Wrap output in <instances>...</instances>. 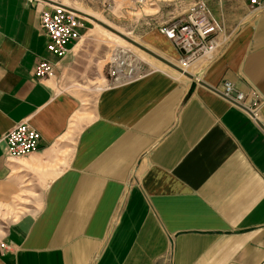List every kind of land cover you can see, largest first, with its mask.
Returning a JSON list of instances; mask_svg holds the SVG:
<instances>
[{"label":"crops","instance_id":"0c3cea01","mask_svg":"<svg viewBox=\"0 0 264 264\" xmlns=\"http://www.w3.org/2000/svg\"><path fill=\"white\" fill-rule=\"evenodd\" d=\"M49 1L0 0V264L264 263V10L194 0L183 10L204 2L227 37L214 56L191 77L155 67L107 87L119 43L85 20L57 61L40 26ZM146 42L177 63L158 29ZM40 59L52 76L35 78ZM225 81L258 93L259 121L222 96ZM25 120L38 151L7 158L2 135Z\"/></svg>","mask_w":264,"mask_h":264},{"label":"built area","instance_id":"2783aa9c","mask_svg":"<svg viewBox=\"0 0 264 264\" xmlns=\"http://www.w3.org/2000/svg\"><path fill=\"white\" fill-rule=\"evenodd\" d=\"M252 13L264 10V0H249ZM40 11V26L46 35V50L57 61L66 56L70 43L80 38V29L85 17L70 6L49 4ZM219 24L212 19L204 2L196 3L194 8L184 14L172 16L159 28L174 45L178 52L177 66L188 72L196 60L211 59L219 47L227 41L226 36H218ZM106 62L107 87L124 85L137 80L155 67H145L140 57L129 47L115 44L110 50ZM46 59H40L34 70L35 78L52 76L53 65ZM222 96L231 105L238 106L254 120L259 121V110L263 100L255 90L242 92L228 81L224 82ZM4 151L7 158H20L38 151L41 135L27 121H22L2 135ZM264 264V263H261Z\"/></svg>","mask_w":264,"mask_h":264},{"label":"rangeland","instance_id":"374dc122","mask_svg":"<svg viewBox=\"0 0 264 264\" xmlns=\"http://www.w3.org/2000/svg\"><path fill=\"white\" fill-rule=\"evenodd\" d=\"M64 4L69 5L73 9H77L80 14L85 17L88 25L102 26L109 31V36L113 37V41L125 46H129L140 57L141 64L145 67H163L168 69L159 59L148 54L143 49L141 50L131 42L119 40L116 35L128 36L135 42L147 47L155 54L162 56L159 51L153 50L147 45V33L151 30H159L163 22H166L174 15L184 14L186 11L182 7L186 4L194 2V0H172L170 14L166 16L167 11L164 10L163 14L156 7L159 5V0H60ZM250 2L247 0L248 12L253 14L250 9ZM189 7V6H187ZM169 9V7H168ZM167 9V10H168ZM106 66L104 68V72ZM98 86L93 84L92 87ZM36 203H30L28 200L20 202V210L27 213V211L35 212L40 206L42 194H34Z\"/></svg>","mask_w":264,"mask_h":264},{"label":"water","instance_id":"95a60500","mask_svg":"<svg viewBox=\"0 0 264 264\" xmlns=\"http://www.w3.org/2000/svg\"><path fill=\"white\" fill-rule=\"evenodd\" d=\"M53 4H58V5H63L60 2L51 0L49 1ZM75 10V9H73ZM76 11V10H75ZM78 14H80L78 11H76ZM82 14V13H81ZM125 41L131 42L132 44L136 45L138 48H140L141 50L143 49L144 51H146L148 54H150L151 56L155 57L157 60L159 59L160 61H162L164 64H166L167 66H169L171 69H175L176 71L180 72L181 74L185 75V76H189L191 77V73L190 72H186L185 70H182L179 66H177L174 62H170L167 59H165L164 57L160 56L159 54H155L153 51L149 50L147 47L140 45L139 43L135 42L134 40H132L130 37H126L124 35H121L120 33H118Z\"/></svg>","mask_w":264,"mask_h":264},{"label":"bare ground","instance_id":"6f19581e","mask_svg":"<svg viewBox=\"0 0 264 264\" xmlns=\"http://www.w3.org/2000/svg\"><path fill=\"white\" fill-rule=\"evenodd\" d=\"M117 36V38H119V39H122V37L120 36V35H116ZM122 40H124V39H122ZM125 41V40H124ZM126 42V41H125ZM120 44V43H119ZM176 64V63H175ZM177 65V64H176ZM187 72V71H186Z\"/></svg>","mask_w":264,"mask_h":264}]
</instances>
